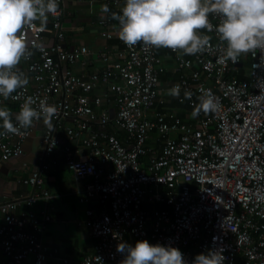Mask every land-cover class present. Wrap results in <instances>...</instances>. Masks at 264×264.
<instances>
[{"label": "built area", "instance_id": "built-area-1", "mask_svg": "<svg viewBox=\"0 0 264 264\" xmlns=\"http://www.w3.org/2000/svg\"><path fill=\"white\" fill-rule=\"evenodd\" d=\"M66 1L39 22L25 29L33 55L24 60L29 81L0 107L19 110L31 98L56 107L53 128L42 135L43 154L51 157L59 147L78 180H86L80 201H97L100 210H86L94 251L81 261L63 264H120V243L137 241L177 247L187 264L200 253L218 252L221 264H264V64L261 53L242 55L234 64L225 59L215 31L202 54L185 55L169 49L170 61L159 49L139 43L118 48L93 49L67 45L62 18ZM116 3H120L119 0ZM125 3V0L122 2ZM215 27L219 17L209 14ZM111 17L99 21L100 34L113 39ZM35 42L41 49H32ZM249 61L248 75L237 73ZM20 71L23 66L18 65ZM170 72V87L179 85V104L194 110L201 90H210L216 111L184 121L168 98L160 95L161 77ZM191 90V101L184 90ZM161 107V109H160ZM38 122V121H34ZM70 122L69 125L66 123ZM2 123V121H0ZM15 124V119H13ZM86 148L82 157L63 145L59 131ZM3 129H0V133ZM33 127L18 134L0 135V160L24 155ZM123 132L124 137L116 135ZM156 145L150 143L153 134ZM56 164V160L52 162ZM50 161L34 168L23 183L32 193L0 205V264H35L56 258L59 250L41 239L52 216L35 206L51 198L44 188ZM24 206L26 210L16 215Z\"/></svg>", "mask_w": 264, "mask_h": 264}, {"label": "clouds", "instance_id": "clouds-1", "mask_svg": "<svg viewBox=\"0 0 264 264\" xmlns=\"http://www.w3.org/2000/svg\"><path fill=\"white\" fill-rule=\"evenodd\" d=\"M58 10L57 0H0V97L8 100L17 89L29 83L19 70L21 60L29 59L34 53L25 40V29H32L35 22L43 30L49 15ZM102 14L109 13L108 5H102ZM121 13L112 12L111 18L118 21V36L129 47L139 43L146 46L171 49L185 55L202 54L206 51L210 37L200 34L201 30L218 36L225 59L234 64L242 55H256L264 64V0H125ZM209 14L219 17L214 27ZM32 49H41L35 42ZM168 95L181 97V88L174 85ZM194 93L184 90V100L191 101ZM194 103L193 118L202 111L210 114L217 105L210 90H201ZM56 107L41 102L39 108L32 106L31 98L13 114L0 107V129L2 134H18L20 129H29L34 121L42 120L50 129ZM117 251L124 254L120 264H187L177 247L150 244L147 240L137 241L135 246L120 243ZM192 264H221L218 252L210 250L198 254Z\"/></svg>", "mask_w": 264, "mask_h": 264}, {"label": "crops", "instance_id": "crops-1", "mask_svg": "<svg viewBox=\"0 0 264 264\" xmlns=\"http://www.w3.org/2000/svg\"><path fill=\"white\" fill-rule=\"evenodd\" d=\"M67 0L66 15L62 18L67 45L85 44L93 49H100L105 46L122 47L118 36V21L113 19V28L116 35L113 39H105L101 36L99 21L105 17H111L112 12L121 13L124 0ZM108 5L109 13L102 14L100 9L102 5ZM162 56L170 61V53L167 48H159ZM23 66L22 72L25 74V63L21 60ZM27 78V77H26ZM170 78L161 80L160 95L168 98L173 105L178 101L176 98L168 95L170 88ZM177 105V104H176ZM12 114L19 109L11 103L5 105ZM181 117L185 115L184 121L193 119L189 106L177 105L173 108ZM67 125L70 122L66 123ZM33 132L24 144V155L21 158L11 159L9 161L0 160V205L12 201L20 196L32 193V187L23 183V179L28 177L31 171L40 165L43 161H50V169L45 174L44 188L51 194L48 200L40 201L34 208L38 216L43 210H46L52 220L46 225V230L40 236L42 241L53 248H58L59 253L56 258L45 264H63V259L68 258L70 261H81L86 255L94 251L96 240L90 234V228L87 224L86 210L94 207L97 210L101 206L97 201L83 203L80 198L86 184V180H78L68 167L65 160V153L62 147L51 157H46L43 153L42 135L45 126L42 120L33 123ZM63 145H70L73 151L77 152L80 157L87 154V149L77 141L69 140L66 133L59 131ZM153 134V140L150 142L156 145ZM56 160V164L52 162ZM22 206L16 211L20 215L21 211L26 210ZM4 223L3 214L0 211V226ZM5 259L0 250V263ZM22 264H35L32 257L25 260Z\"/></svg>", "mask_w": 264, "mask_h": 264}, {"label": "trees", "instance_id": "trees-1", "mask_svg": "<svg viewBox=\"0 0 264 264\" xmlns=\"http://www.w3.org/2000/svg\"><path fill=\"white\" fill-rule=\"evenodd\" d=\"M159 54L162 55V52H160L159 50ZM248 62V66H249V61H246ZM246 62H244L243 66L240 67V72L237 73L238 77L239 78H244L246 75H248V69L245 70V64ZM167 78H170V72H167L165 75H163L161 77V80H166ZM171 82V81H170ZM177 105H179V102L176 103ZM176 104L173 103V105L171 103L167 104L168 107H171V108H176ZM181 105V104H180ZM182 106V105H181ZM161 109V107H160ZM185 115H182L181 117L184 118ZM117 134L116 135H119L120 137H124V133L123 132H116Z\"/></svg>", "mask_w": 264, "mask_h": 264}, {"label": "rangeland", "instance_id": "rangeland-1", "mask_svg": "<svg viewBox=\"0 0 264 264\" xmlns=\"http://www.w3.org/2000/svg\"><path fill=\"white\" fill-rule=\"evenodd\" d=\"M247 69H248V62H246V64H245V70H247Z\"/></svg>", "mask_w": 264, "mask_h": 264}, {"label": "bare ground", "instance_id": "bare-ground-1", "mask_svg": "<svg viewBox=\"0 0 264 264\" xmlns=\"http://www.w3.org/2000/svg\"><path fill=\"white\" fill-rule=\"evenodd\" d=\"M22 61L24 62V60L22 59ZM25 63V62H24ZM20 65V64H19Z\"/></svg>", "mask_w": 264, "mask_h": 264}]
</instances>
